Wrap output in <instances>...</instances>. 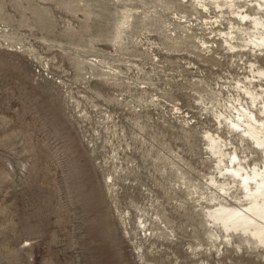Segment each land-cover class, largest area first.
<instances>
[{
	"label": "rangeland",
	"instance_id": "374dc122",
	"mask_svg": "<svg viewBox=\"0 0 264 264\" xmlns=\"http://www.w3.org/2000/svg\"><path fill=\"white\" fill-rule=\"evenodd\" d=\"M215 5L0 0V264H264L207 215L235 204L208 133L262 164L224 118L264 55Z\"/></svg>",
	"mask_w": 264,
	"mask_h": 264
},
{
	"label": "bare ground",
	"instance_id": "6f19581e",
	"mask_svg": "<svg viewBox=\"0 0 264 264\" xmlns=\"http://www.w3.org/2000/svg\"><path fill=\"white\" fill-rule=\"evenodd\" d=\"M181 2H191L196 11L199 8L201 11H208L209 6L214 3L220 13L230 12L233 18L239 20V24L232 22L229 29L220 32L226 47L232 52H249L256 58L264 55V0H228L224 4L210 3L207 0H181ZM239 2H243V6H239ZM242 25L247 28H242ZM203 47L211 48L208 42H204ZM255 64V62L250 64L254 79H247V82L238 89L250 101H247V105L242 103L236 105L233 101L235 105H232L233 102L230 104V115L233 116L224 119L240 134L243 141H249L257 150L259 149L262 164L251 165L252 163L243 161L236 153L227 150L229 146H226V141L220 136L216 137L208 133L206 137L210 151L217 159L220 173L233 178L232 183L218 184L216 179H212L211 184L218 187L220 192L230 197L235 204L230 206L222 202L217 205L215 203L214 207L208 209L207 215L227 233V237L235 232L264 246V96L257 90L258 86L254 85L257 81L255 77L264 79V69L256 68ZM221 117H224V114H221ZM222 123L221 121L220 124Z\"/></svg>",
	"mask_w": 264,
	"mask_h": 264
}]
</instances>
